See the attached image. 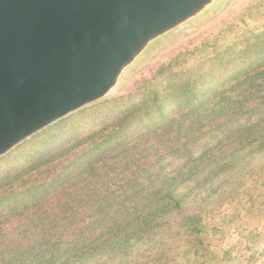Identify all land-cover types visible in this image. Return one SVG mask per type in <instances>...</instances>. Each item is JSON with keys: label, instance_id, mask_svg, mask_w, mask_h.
Returning a JSON list of instances; mask_svg holds the SVG:
<instances>
[{"label": "trees", "instance_id": "1", "mask_svg": "<svg viewBox=\"0 0 264 264\" xmlns=\"http://www.w3.org/2000/svg\"><path fill=\"white\" fill-rule=\"evenodd\" d=\"M179 59L79 139L0 171V264H216L213 203L185 197L235 173L243 206L264 205L251 165L264 155V30L193 69L176 72Z\"/></svg>", "mask_w": 264, "mask_h": 264}, {"label": "water", "instance_id": "2", "mask_svg": "<svg viewBox=\"0 0 264 264\" xmlns=\"http://www.w3.org/2000/svg\"><path fill=\"white\" fill-rule=\"evenodd\" d=\"M225 0H0V158L119 92Z\"/></svg>", "mask_w": 264, "mask_h": 264}, {"label": "rangeland", "instance_id": "3", "mask_svg": "<svg viewBox=\"0 0 264 264\" xmlns=\"http://www.w3.org/2000/svg\"><path fill=\"white\" fill-rule=\"evenodd\" d=\"M263 30L264 0H225L211 16L162 44L149 59L129 75L119 92L106 99L123 100L97 105L103 102L101 101L86 107V110L75 117L72 116L58 124L50 133L33 139L21 149L14 151L6 160H1L0 171L23 161L26 155L29 158L40 154L41 150H48L50 143L53 146L55 144L60 146L79 139L91 128L97 127L107 113L123 107L128 95L135 96L160 68L166 66L176 56L180 55V66L176 67V72L193 69L201 64L207 55L231 45L242 37ZM216 75L211 74L207 79L214 80ZM251 165L255 169H260V174H264V155L252 159ZM239 183L235 173L228 178H220L213 184L217 186L215 193L208 196L206 189L200 193L201 195L186 194L185 205L194 203L192 200L194 197L198 198L197 202H202V207H206V203L212 201V213L217 223L215 230L208 229L207 235L209 249L215 251L216 264H264V205L255 203L250 207L247 203L243 206L244 199L237 193L242 187L238 186ZM228 191H231L230 197ZM251 191L257 193L255 190ZM247 208H250L249 212Z\"/></svg>", "mask_w": 264, "mask_h": 264}]
</instances>
